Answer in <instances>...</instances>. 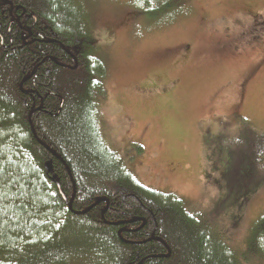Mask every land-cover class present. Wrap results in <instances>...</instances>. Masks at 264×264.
I'll list each match as a JSON object with an SVG mask.
<instances>
[{
  "label": "trees",
  "instance_id": "1",
  "mask_svg": "<svg viewBox=\"0 0 264 264\" xmlns=\"http://www.w3.org/2000/svg\"><path fill=\"white\" fill-rule=\"evenodd\" d=\"M86 10L0 0V264H264V217L235 251L213 215L143 186L108 147Z\"/></svg>",
  "mask_w": 264,
  "mask_h": 264
},
{
  "label": "rangeland",
  "instance_id": "2",
  "mask_svg": "<svg viewBox=\"0 0 264 264\" xmlns=\"http://www.w3.org/2000/svg\"><path fill=\"white\" fill-rule=\"evenodd\" d=\"M80 1L107 64L106 144L245 250L264 217V0Z\"/></svg>",
  "mask_w": 264,
  "mask_h": 264
},
{
  "label": "water",
  "instance_id": "3",
  "mask_svg": "<svg viewBox=\"0 0 264 264\" xmlns=\"http://www.w3.org/2000/svg\"><path fill=\"white\" fill-rule=\"evenodd\" d=\"M78 66V64L76 65V67ZM30 117H31V115H30ZM33 131H34V133H35V130H34V128H33ZM48 148V147H47ZM50 151H51V153L55 156V157H57L58 159H60L61 161H63L55 152H53L50 148H48ZM68 167V166H67ZM69 169V168H68ZM70 174H71V172H70ZM75 194H76V188H75V190H74V196H73V198H72V200H71V202H70V209H72V204H73V201H74V198H75ZM102 202H104V203H106V209H105V211L104 212H106L107 211V209L109 208V205H110V201H109V199H107V198H100V199H98V201H97V203H96V205L97 204H100V203H102ZM91 208H89L87 211H85V212H83V213H86V212H88L89 210H90ZM76 213V212H75ZM76 214H80V213H76ZM120 235H121V232L119 233ZM155 238V237H154ZM157 241H159V242H161L162 240L161 239H158V238H155ZM169 256V255H168Z\"/></svg>",
  "mask_w": 264,
  "mask_h": 264
}]
</instances>
